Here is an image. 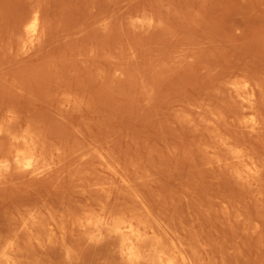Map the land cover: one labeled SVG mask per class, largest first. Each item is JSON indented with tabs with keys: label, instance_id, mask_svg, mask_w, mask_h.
<instances>
[{
	"label": "rangeland",
	"instance_id": "rangeland-1",
	"mask_svg": "<svg viewBox=\"0 0 264 264\" xmlns=\"http://www.w3.org/2000/svg\"><path fill=\"white\" fill-rule=\"evenodd\" d=\"M0 2H2L0 3V128L2 129L0 133V263H4L8 255L14 264H29L30 261L33 264L35 262L43 264L44 260L45 264H49L47 261L53 257L56 258L52 259L53 264H99L110 257L112 259L108 262L117 260L120 264L122 262L114 252L115 249L113 250L114 245L107 244L105 240L106 243L90 242L88 235L80 233L82 231L76 224L74 226L72 221H77L87 213L98 215L104 211L107 215H113L115 210L114 216L122 217L123 212V217H128L136 211L134 208L140 205L141 208H145L143 211L147 221L138 211L136 215L133 214L134 219L147 223H150L149 220L152 222L157 220V228L164 225L163 228L168 232L166 220L170 217L164 216L165 209L168 207L167 210L170 211H166V214H172L175 208L171 207L175 205L188 216L182 214V211L181 219V214L178 216L179 214L173 213V218L179 217L176 219H180V223L175 218L171 222V217V220H168L170 222L167 221L168 226L170 223V230L174 226L180 231L178 228L172 231L176 236L169 231L166 237L176 246L182 247L189 261L187 264H192L193 261L194 264L200 262L201 264L202 262H205L204 264H264V0H0ZM33 11H38L35 36H31L28 31L32 22L27 20V15L29 16ZM36 44L39 46L37 47ZM243 76L247 77V80ZM245 91L246 93L243 94ZM248 100L251 101L250 106L253 109L256 107L258 110L261 109V112L250 109L253 113L250 111V115H246L245 112L251 108L246 106ZM254 100L257 105L252 106ZM251 117L252 125L246 122V119ZM88 144L93 146L88 147ZM92 147L97 148L96 152L100 150L97 154H100L99 158L102 161L96 158V152L95 155L90 152L91 150L90 155L83 153L87 152L88 148L93 149ZM17 155L35 157L36 163L32 168L23 167L15 160ZM81 155V158H76ZM237 155L246 158L247 163L254 161L255 165L250 172L249 167L238 162ZM60 157L62 163L59 164ZM60 165L61 168L58 170ZM108 166L112 167L108 169ZM17 169L19 172H16ZM22 170L26 171L23 173ZM239 173L241 174L238 177ZM93 182L94 185L91 186ZM127 185L132 186L129 194L133 195L134 188L135 191L139 190L137 192L142 193L141 198L146 197L148 204L144 202V197L138 199L135 196L137 198L135 202L129 200L135 197H129L127 193L130 190L126 188ZM100 186L106 188V191ZM90 189L100 191V194ZM124 191L127 192L128 200ZM112 195L117 196L119 200ZM29 196L32 200H29ZM33 196L36 198L34 199ZM66 197L68 199L76 197L78 203L74 201L70 203L71 201L69 202ZM103 197L107 198L104 202ZM26 200L28 201L25 202ZM159 200L160 203L164 201L163 205ZM30 201L33 204L30 205L31 207ZM55 201L57 204H53ZM81 201L87 206V211L82 212L84 210L82 207L83 209L81 208L82 210L77 213V208L82 206V204L79 206ZM124 201L127 202V206H132L136 202L141 203L138 206L134 204L132 209L128 206L127 209ZM185 201H188V204ZM154 202L156 206L152 205ZM73 203L77 205L76 208ZM98 203L100 206H105L104 203L108 205L99 211L101 208ZM111 203L114 206H111L114 209L113 213L107 211V206L109 208ZM178 203L180 205H177ZM10 204H15L16 206L12 207L16 208L13 210L8 207L11 206ZM21 204H28L30 208L26 205L24 211L21 207L24 205ZM189 204L197 212L190 209ZM206 204L211 206V209L210 207L208 209ZM56 205L59 206V211L54 208L57 207ZM234 205L238 208L236 206L234 208ZM61 206L67 211L63 212ZM72 207L74 210L71 209ZM88 207L91 209L93 207L94 210L90 211ZM245 207L248 208V213ZM117 208L119 214H116ZM69 209L70 212L71 210L77 212L71 213L72 216L70 213L67 215ZM129 209L134 212L128 213ZM200 209H204V215L202 213L200 215L207 216V219L200 215V218L204 219L198 217L199 212H202ZM230 209L233 211L230 213L231 216L228 213ZM7 210L8 213H5L4 211ZM60 211L63 216L59 215ZM139 211H141L140 207ZM18 212L21 215L26 212L23 214L27 217L20 216ZM138 213L140 218L137 217ZM155 213L163 215V219L161 217V220ZM212 213L217 217H212ZM37 214L42 216V219ZM235 214L239 218H234ZM57 215L63 218L60 219ZM153 215L154 219L159 220H154ZM184 216L190 220L188 221L190 226L185 225L187 222ZM209 216L212 219L208 218ZM46 217L47 219L50 217L51 220L48 219L49 222H46ZM223 217L228 222L223 220ZM241 217L243 221L239 222ZM27 218L33 221V227L32 225L29 227L30 221L27 223ZM19 219H25L26 225ZM58 219L63 222L60 224ZM234 219L237 221L240 219L238 222L243 224V228L242 224L236 227L237 223ZM259 219H261L260 223ZM204 220L206 222L210 220L213 225L208 222L202 224ZM212 220L216 222L215 226ZM160 221H165V224ZM42 222L46 223V227L51 226L46 229L53 231L54 228L55 230L59 228V231H63L65 235L57 230L51 233L50 230L45 231ZM174 222L180 225H174ZM247 223L251 224V227L253 223V227L251 228ZM223 224L226 226L229 224L228 230L224 229L227 231H224L226 235L223 232L219 233V229L215 228L218 226L222 229L226 228ZM254 225L255 231H253ZM34 226L39 227L38 230ZM198 226L200 230L197 231L203 234L210 229L204 235L205 240L203 234L200 236L198 232L194 233ZM230 227H232V235L229 231ZM185 228L189 232L181 231ZM259 229L261 232L258 231ZM191 231L190 236L186 235ZM243 231L245 233H241ZM32 232L41 234L42 240L39 236L32 237L37 235ZM44 232L50 233L48 238L52 237L53 241L45 237L47 234ZM257 232L259 235L255 236ZM6 233L9 238L6 237ZM193 233L196 238L200 237L198 240L204 242L201 246ZM246 233L253 237L249 235L245 239L242 238ZM60 234L65 241L60 240ZM72 235L77 236L75 240ZM226 236H230L232 242ZM178 237H182V240H178ZM185 237H192L199 247L195 245L196 243L193 244L190 238ZM15 238L21 240L17 241ZM81 238L86 239L87 243L84 242L83 245ZM6 239L7 241H4ZM12 239L21 245L24 244V247L27 246L24 243L27 241L26 244H30V248L27 249L30 255H33L36 249H42L43 252L44 247L38 249L34 242L38 245L47 243L46 245L52 249L54 248L52 244L57 246L64 244L56 247L60 252L65 253H61L62 255L67 254V257L58 256L56 253L60 254V252H56L57 249H49L48 252L51 251L48 254H52V258L51 255L48 257L46 251L49 247L46 246L45 255L41 251H36L43 256L37 259L39 255L28 256L25 248L29 245L24 250ZM168 239L165 238L168 244L166 245L165 242V245L169 247L171 242ZM185 240L187 243L190 242L189 245L185 244ZM206 240L209 245L210 240L212 241L210 246H207ZM222 241L230 247L223 245L225 243ZM12 242L19 245L20 249ZM79 245L81 248L82 245L84 247L82 253L78 252V249L81 250ZM103 246L108 247L106 250L112 253L106 254L107 251L101 249L104 248ZM219 246H223L226 250L224 248L221 250ZM85 248L90 250L85 251ZM207 248L208 257L205 250ZM91 250L99 254L102 252L96 255ZM185 250L188 252L186 253ZM23 251L25 254L22 253ZM88 251L91 252V256L98 259L92 260L93 257L90 259ZM69 252L82 254L81 261L79 254V258L76 255L79 261L77 262L75 255L72 256ZM192 252L199 256V263L196 262L197 258H193L194 254H190ZM225 253H227L226 257H224ZM209 257L210 259H207ZM27 260L28 263L25 262ZM108 262L105 263L109 264Z\"/></svg>",
	"mask_w": 264,
	"mask_h": 264
},
{
	"label": "bare ground",
	"instance_id": "bare-ground-1",
	"mask_svg": "<svg viewBox=\"0 0 264 264\" xmlns=\"http://www.w3.org/2000/svg\"><path fill=\"white\" fill-rule=\"evenodd\" d=\"M1 1H2V0H1ZM23 1H24V0H23ZM28 2H29V1H28ZM0 3H2V2H0ZM3 3H5V2L3 1ZM25 3H26V2H24V4H25ZM37 4H38V3H37ZM4 5H5V4H4ZM4 5H3V6H4ZM25 11H26V10H25ZM29 11H30V9H29ZM26 12H27V11H26ZM37 12H38V11H33V12L29 13V16L27 15V20L32 22L31 25H30L29 28H28V31L30 32L31 36H35V34H36V32H35V30H36V29H35V24H36L35 21L38 19V13H37ZM26 14H28V13H26ZM41 14H42V12H41ZM24 16H25V15H24ZM24 16H23V17H24ZM19 18H20V17H19ZM24 18H25V17H24ZM17 19H18V18H17ZM17 19H16V20H17ZM20 19H22V18H20ZM25 19H26V18H25ZM16 20H15V21H16ZM18 20H19V19H18ZM18 20H17V21H18ZM22 20H23V19H22ZM22 20H21V21H22ZM40 21H41V20H40ZM23 23H24V22H23ZM16 25H18V22H17ZM16 25H15V27H16ZM25 25H26V23H25ZM12 29H13V28H12ZM15 29H16V28H15ZM13 30H14V29H13ZM26 30H27V29H26ZM16 31H17V30H16ZM16 31H15V33H16ZM17 33H19V32L17 31ZM10 34H11V33H10ZM20 34H21V33H20ZM26 34H27V33H26ZM15 35L17 36V34H15ZM21 35H23V34H21ZM21 35H20V36H21ZM39 35H40V34H39ZM11 37H12V35H11ZM19 38H20V37H19ZM22 38H24V37H22ZM15 40H16V39H15ZM15 40H14V41H15ZM40 41H41V40H40ZM16 42H17V41H16ZM16 42H15V44H17ZM18 42H19V41H18ZM20 43H21V42H20ZM39 43H40V42H39ZM21 44H22V43H21ZM36 45H37V44H36ZM36 45H35V46H36ZM21 46H22V45H21ZM38 46H39V45H37V47H38ZM22 47H23V46H22ZM30 47H31V46H30ZM21 49H22V48H21ZM19 51H20V50H19ZM22 52H23V51H22ZM20 53H21V52H20ZM241 77H242V76H241ZM243 77H244V76H243ZM244 78H245V77H244ZM246 78H247V77H246ZM246 78H245V80H247ZM238 80H239V78H238ZM238 80H237V81H238ZM240 82H241V81H240ZM233 83H234V82H233ZM242 84H243V83H242ZM246 84H247V83H246ZM233 87H234V86H233ZM237 88H238V87H237ZM245 88H246L245 90H247V87H246V86H245ZM253 89H254V88H253ZM240 91H241V90H240ZM234 92H235V90H234ZM237 92H238V91H237ZM235 93H236V92H235ZM239 93H240V92H239ZM244 93H246V91L243 92V94H244ZM247 93H248V92H247ZM236 95H237V93H236ZM252 95H253V94H252ZM255 95H256V94H255ZM247 96H248V95H247ZM239 97H240V96H239ZM237 98H238V97H237ZM256 98H257V96H256ZM239 99H240V98H239ZM249 99H251V98H249ZM245 100H246V99H245ZM241 102H242V101H241ZM244 102H245V101H243V104H244ZM246 102H247V105H246V104H244V105L248 106V108L251 107V106H250V105H251V103H250L251 101L248 100V101H246ZM254 102H255V103H254L252 106H255L256 101L254 100ZM243 104H242V105H243ZM244 105H243V106H244ZM256 105H257V104H256ZM246 106H245V108H246ZM259 107H260V106H259ZM254 108H255V109H253V107L249 108V110H247V111L245 112V114H246V115H250V113L252 112L251 110H256L257 112H258V111L261 112V109L258 110L256 107H254ZM8 109H9V108H8ZM243 109H244V108H243ZM246 109H247V108H246ZM250 109H251V110H250ZM241 110H242V109H241ZM250 111H251V112H250ZM240 112H241V111H240ZM14 113H15V112H14ZM252 113H253V112H252ZM17 114H18V113H17ZM243 114H244V113H243ZM254 114H255V112H254ZM258 114H259V113H258ZM260 114H261V113H260ZM255 115H256V114H255ZM16 116H17V115H16ZM241 116H242V114H241ZM257 116H258V115H257ZM15 118H17V117H15ZM245 118H246V116H245ZM254 119H255V118H254ZM256 119H258V118L256 117ZM15 120H16V119H15ZM5 121H6V120H5ZM13 122H14V121H13ZM246 122H249V123L252 125V123H253V118L251 117V118H249V119H246ZM255 125H256V124H255ZM253 126H254V125H253ZM12 128H13V127H12ZM26 128L29 129V127H26ZM31 128H32V127H31ZM13 129H14V128H13ZM28 129H27V130H28ZM8 130H9V129H8ZM30 131H31V130H30ZM1 132H2V129L0 128V133H1ZM32 132H33V131H32ZM0 135H1V134H0ZM5 135H6V134H4V136H5ZM35 135H36V134H35ZM33 136H34V135H33ZM37 142H38V141H37ZM40 143H42V142L40 141ZM22 144H23V143H22ZM18 145H20V144H18ZM30 145H31V144H30ZM89 145H90V144H88V147L93 146V144L90 145V146H89ZM24 146H25V145H24ZM86 146H87V145H86ZM95 146H96V145H95ZM92 148H93L94 150L88 148L89 150L87 149V152H83V153H87V155H88V154H89V151L91 150L90 152H93V154H94V153L96 152L95 150H97V148H96V147H92ZM23 149H24V148H23ZM42 149H45V148L42 147ZM42 149H41V150H42ZM25 150H28V149H25ZM59 150H60V148H59ZM92 150H93V151H92ZM79 151H80V150H79ZM82 151H83V150H82ZM82 151H81V152H82ZM85 151H86V150H85ZM55 152H56V151H55ZM77 152H78V151H77ZM98 152H100V150H99ZM98 152H96L95 154H97ZM41 153H42V151H41ZM56 153H58V152H56ZM44 154H45V151H44ZM49 154H51V153H49ZM71 154H72V153H71ZM71 154H70V155H71ZM93 154H92V155H93ZM95 154H94V155H95ZM22 155H23V154H22ZM56 155H57V154H56ZM76 155H77V154H76ZM85 155H86V154H85ZM85 155L83 154V156H85ZM89 155H90V154H89ZM102 155H103V154H102ZM58 156H60L59 153H58ZM58 156H55V157H58ZM68 156H69V155H68ZM95 156H97L96 158L98 159L99 156H100V154H97V155H95ZM48 157H49V156H48ZM61 157H62V156H61ZM61 157L58 158V159H59V164L62 163V162H61V161H62V158H61ZM73 157H75V156H73ZM81 157H82V155H81V156H77L76 158H81ZM91 157H92V156H91ZM3 158H5V157H3ZM87 158H88V157H87ZM5 159H6V158H5ZM60 159H61V161H60ZM84 159H85V158H84ZM99 159H100V158H99ZM237 159H239V160H238L239 163H241L242 165L244 164L245 166L249 167V168H248L249 172H250V170L253 169V166L255 165L254 161H251V163H247L248 160H247L246 158H244L242 155H237ZM15 160L17 161V163L21 164L23 167H26V168H32L33 165L36 163V159H35V157H32V156H28V157L23 156V157H20V156L17 155V158H16ZM50 160H53V159H50ZM50 160H49V161H50ZM100 160H101V159H100ZM96 161H97V160H96ZM101 161H102V160H101ZM52 162H53V161H52ZM7 163H8V162H7ZM57 163H58V161L56 162V164H57ZM85 163H86V162H85ZM99 164H100V163H99ZM47 165H48V164H47ZM107 165H108V163H107ZM109 165H110V164H109ZM54 166H55V165H54ZM57 166H58V165H57ZM15 167H16V166H15ZM108 167H109V166H108ZM111 167H112V166H110L108 169H110ZM2 168H3V167H2ZM60 168H61V165L59 166L58 170H59ZM102 168H104V167H102ZM245 168H246V167H245ZM11 169H13V168H11ZM246 169H247V168H246ZM7 170H8V168H7ZM91 170H92V169H91ZM103 170H105V169H103ZM106 170H107V169H106ZM4 171H5V170H4ZM25 171H26V170H25ZM25 171L22 170L23 173H24ZM93 171H94V170H93ZM114 171H115V170H114ZM114 171H113V172H114ZM239 171H240V170H239ZM243 171H244V170H243ZM7 172H9V170H8ZM10 172H11V171H10ZM16 172H19L18 169H17ZM36 172H37V171H36ZM41 172H42V171H41ZM53 172H54V171H53ZM115 172H116V171H115ZM245 172H246V171H245ZM255 172H256V170L253 171L252 173L254 174ZM0 173H1V172H0ZM4 173H5V172H4ZM27 173H28V172H27ZM237 173H238V171H237ZM7 174H8V173H7ZM9 174H10V173H9ZM25 174H26V173H25ZM240 174H241V173L238 174V177H239ZM249 174H251V173H249ZM31 175H32V174H31ZM115 175H116V174H115ZM245 175L247 176V173H246ZM256 175H258V173H256ZM32 176H33V175H32ZM34 176H35V175H34ZM34 176H33V177H34ZM254 176H255V175H254ZM36 177H37V176H36ZM84 178H85V177H84ZM246 178H247V177H246ZM80 180L83 181L82 179H80ZM126 180H127V179H126ZM127 181H128V180H127ZM127 181H126V182H127ZM94 182H95V181H94ZM94 182L91 184V186L94 185ZM126 182H124V183H126ZM99 183L101 184V182H99ZM102 183H103V182H102ZM122 183H123V182H122ZM89 184H90V183H89ZM95 184H97V181H96ZM86 185H87V184H86ZM101 185H102V184H101ZM128 185H129V184H128ZM128 185H127V186H128ZM81 186H83V185H81ZM89 186H90V185H89ZM91 186H90V188H91ZM130 186H131V185H130ZM85 187H86V186H85ZM100 188H101V189L103 188L102 190H103V191H104V190L106 191V188L104 189V187H102V186H100ZM100 188H99V189H100ZM126 188H129V190H130V189H132V186H131V187L128 186V187H126ZM87 189H88V188H87ZM95 189H97V188H95ZM101 189H100V191H101V193H102L103 191H102ZM90 190L95 191L94 189H90ZM90 190H89V191H90ZM124 190L127 191L126 189H124ZM136 190H137V189H136ZM87 191H88V190H86V192H87ZM100 191H97V190H96L95 192H98V193L100 194ZM125 191H124V192H125ZM137 191H139V190H137ZM137 191H135V188H134L133 193H132L134 196L131 195V194H129V193L131 192V190L128 191V193L125 192V195L128 194V195H130L129 197H132V198H134V197L136 196L138 199H140L141 196H142V193H138ZM92 193H93V192H92ZM114 193H115V192H114ZM118 193H119V192H118ZM126 193H127V194H126ZM80 194H81V193H80ZM85 194H86V193H85ZM89 194L91 195V192H90ZM89 194H88V195H89ZM99 194H98V196H99ZM102 194L105 196L104 193H102ZM137 194H139V195L141 194V195H140V196H137ZM81 195H82V197H83V194H81ZM103 195H102V196H103ZM117 195H118V194H117ZM119 195H121V194H119ZM119 195H118V196H119ZM128 195L126 196V199H127V200H128V198H129ZM30 196H32V195H30ZM30 196L28 197L29 200L31 199ZM112 196L114 197L115 195H112ZM211 196H212V194H211ZM60 197H63V196H60ZM60 197H59V198H60ZM87 197H88V196H87ZM90 197H92V196H90ZM90 197H89V198H90ZM120 197H121V196H120ZM124 197H125V196H124ZM136 197H135L134 199H129V200H132L133 202H135L134 200L137 199ZM143 197H144V200H145L144 202H146V200H147V199H145L146 197H145V196H143ZM143 197H142L141 199H143ZM28 198H26V199H28ZM33 198H34V196H33ZM35 198H36V197H35ZM35 198H34V199H35ZM99 198H100V197H99ZM99 198H98V199H99ZM103 198H104V197H103ZM114 198H117V196L114 197ZM37 199H38V198H37ZM66 199H68V198L66 197ZM73 199H74V200H73ZM73 199H72L71 197H69L68 200H69V202L71 201L70 203H72V201L77 202V200H75L76 197L73 198ZM106 199H107V198H104L103 202H104ZM117 199L119 200V198H117ZM149 199H150V198H149ZM160 199H161V198H160ZM24 200H25V199H23V201H24ZM31 200H32V199H31ZM38 200H41V199H38ZM48 200H49V199H48ZM55 200H56V199H55ZM78 200H79V199H78ZM80 200H81V199H80ZM80 200H79V201H80ZM99 200H100V199H99ZM153 200H154V199H152V202H153ZM155 200H156V202H157V201H158V198L155 199ZM162 200H163V199H162ZM210 200H211V199H210ZM232 200H233V199H232ZM23 201H22V202H23ZM27 201H28V200H26L25 202H27ZM35 201H36V200H35ZM52 201H53V200H52ZM57 201H58V199H57ZM61 201H62V200H61ZM91 201H92V200H91ZM121 201H122V199H121ZM132 201H130V202H132ZM136 201H137V200H136ZM140 201H143V200H140ZM207 201H208V200H207ZM228 201H229V200H228ZM16 202H17V201H16ZM30 202H31V204H29V206H30V205L32 206V205H33V204H32V201H30ZM59 202H60V200H59ZM66 202H67V201H66ZM86 202H87V201H86ZM95 202H96V201H95ZM107 202H108V201H107ZM117 202H119V201H117ZM117 202H113V204H114V203L118 204ZM133 202H132V203H133ZM156 202L152 203V205H153V206H156V205H154ZM163 202H164V201H162V203H163ZM185 202H186V201H185ZM187 202H188V201H187ZM187 202H186V204H188ZM208 202H209V201H208ZM230 202H232V201H230ZM18 203H19V201H18ZM28 203H29V202H28ZM40 203H41V202H40ZM77 203H78V202H77ZM82 203H83V202L81 201V202L79 203V206H80V204H82ZM108 203H109V202H108ZM108 203H104V205H105V204L108 205ZM123 203L127 206V204H126L127 202L125 203V201H124ZM137 203H138V204H137ZM139 203H141V202H136V203H134L135 205H134V204H133V205H134V206H138ZM146 203L148 204V202H146ZM159 203H160V200H159ZM159 203H158V204H159ZM162 203H160V204H162ZM226 203H227V202H226ZM233 203H234V201H233ZM233 203H231V205H232ZM53 204H57L56 201H55ZM65 204H66V203H65ZM73 204H74V203H73ZM113 204L111 203V205L109 206V208H108V206H107V209H108L107 211H108V212H109V211H110V212L114 211V209H112V207H114V206H112ZM116 204H115V205H116ZM128 204H129V203H128ZM136 204H137V205H136ZM142 204H143V203H142ZM142 204H141V205H142ZM229 204H230V203H229ZM229 204H228V205H229ZM235 204L237 205V202H236V201H235ZM242 204H243V203H242ZM242 204H240V205L242 206ZM10 205H11V204H10ZM13 205H15V204H12L11 206H8V207H10V208H12V209L14 210V208H16V207L13 208V207H12ZM21 205H24V207L21 206V207L24 209V211L26 210V208H25L26 205H27V207H29L28 204H21ZM37 205H38V204H37ZM44 205H45V204H44ZM68 205H69V204H68ZM83 205H84V206H83ZM102 205H103V203H102ZM106 205H105V206H106ZM120 205H121V204H120ZM133 205H132V206H133ZM162 205H163V204H162ZM177 205H180V204L178 203ZM189 205H190V204H189ZM189 205H187V207H188ZM207 205H208V204H206V206H207ZM236 205H234L233 207L235 208ZM15 206H16V205H15ZM31 206H30V207H31ZM46 206H47V205H46ZM54 206H55V205H54ZM56 206H57V205H56ZM72 206H73V205H72ZM93 206H95V205H93ZM98 206H100L99 203H98ZM105 206H100L101 210L99 209V211H102V207H105ZM111 206H112V207H111ZM128 206H129V208L132 209V206H131V205H128ZM128 206H127V209H128ZM130 206H131V207H130ZM143 206H144V205H143ZM157 206H158V205H157ZM183 206H184V204H183ZM241 206H240V207H241ZM245 206H246V205H245ZM30 207H29V208H30ZM34 207H35V206H34ZM57 207H58V208H57ZM57 207H54V208H56L57 211H59V206H57ZM74 207L76 208L77 205L75 206V204H74ZM82 207H84V210H83L82 212L87 211V206H86L85 204H82V206H80V208H77V209H78V210H77L78 212H77L76 210H75V212L79 213V211H81V210L83 209ZM85 207H86V209H85ZM95 207H96V206H95ZM121 207H122V206H121ZM139 207H140V210H141V211H139ZM158 207H159V206H158ZM158 207H157V208H158ZM173 207H174L175 209L172 210V214L175 213V214H177V215L179 214L178 216H180V214H181V212H182L183 210L180 211L181 208H180V209H179V208H176L177 206H175V205H172L171 208H173ZM207 207H208V209H209V207H210V209H211V206H207ZM228 207H229V206H228ZM236 207L238 208V206H236ZM35 208H36V207H35ZM51 208H53V207H51ZM61 208H62V206H61ZM81 208H82V209H81ZM88 208H90V207H88ZM97 208H99V207H97ZM137 208H138V209H137ZM137 208H136V209L134 208V211L136 210L135 212H134L133 210L129 209V210H128V213L131 214L132 212H134L135 215H136V213H137V211H138V212H140V216H143V215H144L143 217H145V215H146V214L144 213L145 208L142 207V208H143V209H142L140 205H139ZM159 208L161 209L162 207H159ZM159 208H158V209H159ZM164 208H166V206H164ZM189 208L192 209V208H191V205L189 206ZM234 208H233V210H234ZM245 208H247V207H245ZM12 209H11V210H12ZM32 209H33V208H32ZM44 209H45V208H44ZM56 209H55V210H56ZM65 209H66V208H65ZM71 209L74 210L73 207H72ZM90 209H91V208H90ZM90 209H88V211H89ZM92 209H93V207H92ZM92 209H91L90 211H93V210H94V209H93V210H92ZM110 209H112V210H110ZM115 209H116V208H115ZM117 209H118V211H117L116 214H119V213H118V212H119V208H117ZM167 209H168V207H167ZM167 209H165V210H166V211H169V210H167ZM177 209H178V210H177ZM9 210H10V209H9ZM18 210H19V209H18ZM18 210H16V212H17ZM33 210H34V209H33ZM39 210H40V209H39ZM60 210H61V209H60ZM62 210H64V209L62 208ZM72 210H71V212H70V209H69V212L67 213V215H68L69 213H70V214H71V213H75L74 211L72 212ZM130 210H131V212H130ZM143 210H144V211H143ZM146 210H148V209H146ZM162 210H163V209H162ZM165 210H164V211H165ZM192 210H194L195 212H197V210H195V208H193ZM200 210H202V212H201V211L199 212V214H198V217H199V218H200V216L202 217V216L204 215V214H203V210H204V209H200ZM230 210H231V209H230ZM230 210H229V212H228V213H229V216L232 215V214H230V213H233V211L231 210V212H230ZM239 210H240V209H239ZM244 210H245V209H244ZM244 210H242V211H244ZM247 210H248V208L245 210L246 213H248ZM28 211H29V210H28ZM36 211H37V210H36ZM45 211H46V210H45ZM65 211H67V210H64L63 212H65ZM90 211H89V212H90ZM115 211H116V210H115ZM115 211H114V213H115ZM154 211L156 212V210H154ZM164 211H161V212L164 213ZM166 211H165V213H164V216H165V217L168 216V218L170 217L168 220H171V217H172L171 222L174 221L176 218H179V217L176 216V217H174V218H175V219H174V218H173V215H174V214H173V215H172L171 213H167V214H166ZM174 211H176L177 213L174 212ZM245 211H244V212H245ZM4 212H5V213H8V210H7V212H6V211H4ZM9 212H10V211H9ZM16 212H15V213H16ZM20 212H21V211H20ZM20 212H18V214H19ZM49 212H51V211H49ZM54 212H55V211H54ZM61 212H62V211H60V214H59V215L63 216L64 214L62 213V214H63V215H62ZM141 212H143V213H141ZM169 212H170V211H169ZM178 212H179V213H178ZM195 212H193V213H195ZM207 212H208V211H207ZM224 212H225V210H224ZM224 212H223V213H224ZM234 212H235V210H234ZM244 212H243V213H244ZM11 213H12V212H11ZM23 213H26V212H23ZM23 213H22L23 216L21 215V213H20V216L24 217L25 215H24ZM32 213H33V212H32ZM35 213H36V212H35ZM37 213H38V211H37ZM85 213H87V212H85ZM96 213H97V212H96ZM112 213H113V212H112ZM114 213H113V215H112V214H111V215H107L104 211L101 212V213H99L98 215H92V214H88V213H87V214H85L83 217L79 218L77 221H72V220H71V221H72V224H73V225L76 224V226H78V228L82 231V232H80V233H83V234H87V235H88L87 238H89V239L91 240V241H90V240L88 239V241H90V242H93V241H94V242H102V243H106V242H108L107 244L110 243L111 246L114 245V248H113V250L115 249L114 252L118 254L117 257H119L120 260H121V262L124 263V264H187V263H189L188 258L185 256L182 247L180 248V247L176 246V244H174L173 242H171V239H170V238L168 239V237H166V236H167V233H168L169 231H170V233H171L172 231H174V229H177V228H178V227L176 228V227H174V226L172 225V226H173V229L170 230L171 228H169V227H171V226H170V223H169V226H168V223H167L168 220H166V224H167L166 226H167V228H168V230H169V231L167 232L166 229L163 228V227H165L164 225H163V227H162V226H159V228H157V227H158L157 224H156V223H157V220H156L155 222H152L151 220H149L150 223H147V222H146V221H147V219H146L147 216L145 217L146 221H142V220H139V219H134V217H135V215L133 216L134 213L131 214V215H129L128 217H123V216H124L123 212H122V217H119L118 215H117V217H116V216H114ZM147 213H148V212H147ZM157 213H159V212H157ZM157 213H155V214L157 215ZM184 213H185V212L183 211L182 214H184ZM193 213H192V214H193ZM200 213H202L203 215H200ZM208 213L210 214V210H209ZM208 213H207V214H208ZM228 213H225V214L227 215ZM235 213H236V212H235ZM238 213H239V212H238ZM246 213H245V215H247ZM41 214H42V213H41ZM50 214H52V212H51ZM56 214H57V213H56ZM70 214H69V215H70ZM108 214H109V213H108ZM116 214H115V215H116ZM141 214H143V215H141ZM149 214H150V213H149ZM149 214H147V215H149ZM160 214H161V213H160ZM165 214H166V215H165ZM168 214H169V215H168ZM182 214H181V219H182ZM185 214H186V213H185ZM189 214H190V213H189ZM213 214H215V213H212V217H217L216 215L213 216ZM3 215H4V214H3ZM11 215H12V214H11ZM16 215H17V214H16ZM34 215H35V214H34ZM37 215H38V214H37ZM42 215H44V214H42ZM47 215H48V214H47ZM52 215H53V214H52ZM76 215H77V214H76ZM170 215H172V216H170ZM199 215H200V216H199ZM205 215H206V214H205ZM235 215H236V214H235ZM235 215H234V216H235ZM238 215H239V214H238ZM6 216H7V215H6ZM8 216H10V215H8ZM18 216H19V215H18ZM20 216H19V218H21ZM30 216H31V214H30ZM30 216H28V217H30ZM35 216H36V215H35ZM57 216H58V215H57ZM57 216H56V218H57ZM61 216H58V218H60V219L63 218V217H61ZM70 216H72V214H71ZM79 216H80V215H79ZM79 216H78V217H79ZM132 216H133V218H131ZM140 216H139V213H138V216H137V217L140 218ZM157 216L160 217V219H161V217H162V219H163V215L160 216V215L158 214ZM157 216H155V217H157ZM186 216H188V214H186ZM189 216H191V215H189ZM195 216H196V215H195ZM248 216H249V215H248ZM248 216H247V218H248ZM4 217H5V216H4ZM26 217H27V216H25V218H26ZM38 217H40V216L38 215ZM41 217H42V216H41ZM41 217H40V218H41ZM44 217H45V216H44ZM52 217H54V215H53ZM68 217H69V216H68ZM73 217H74V215H73ZM150 217H151V216H150ZM184 217H185V216H184ZM203 217L206 218L207 216H203ZM212 217L209 216L208 218H211V219H212ZM236 217L239 218V216H237V215H236L234 218H236ZM9 218H11V216H10ZM9 218H8V219H9ZM33 218H34V217H33ZM36 218H37V217H36ZM49 218H50V217H48V219H49ZM66 218H67V216H66ZM69 218L71 219V217H69ZM152 218L154 219V215H153ZM152 218H151V219H152ZM185 218H186V217H185ZM189 218H190V217H189ZM194 218H196V217H194ZM204 218H202V219H204ZM228 218H229V217H228ZM231 218H233V217H231ZM241 218H242L241 220L239 219L240 221L238 220L239 222L243 221V217H241ZM247 218H246V219H247ZM250 218H254V219H255V217H250ZM250 218H249V220H251ZM41 219H42V218H41ZM44 219H45V218H44ZM46 219H47V217H46ZM46 219H45L46 222H49V220H51V219H49V220H48V219L46 220ZM60 219H58V220H60ZM155 219H158V218H155ZM155 219H154V220H155ZM162 219H161V220H162ZM166 219H167V218H166ZM173 219H174V220H173ZM183 219H184V218H183ZM200 219H201V218H200ZM202 219H201V220H202ZM206 219H207V218H206ZM214 219H215V218H214ZM216 219H217V218H216ZM246 219H244V220L246 221ZM10 220H11V219H10ZM19 220H22V219H19ZM30 220H31V219H30ZM30 220H28V218H27V219H26L27 223H28V221H30ZM32 220H33V219H32ZM56 220H57V219H56ZM158 220H159V219H158ZM164 220H165V218H164ZM176 220H178L177 222L180 223V219H176ZM217 220H218V219H217ZM223 220H225L224 217H223ZM231 220L233 221V219H231ZM247 220H248V219H247ZM257 220H258V218H257ZM260 220H261V219H259V223H260ZM11 221L14 223L13 220H11ZM11 221H9V222H11ZM22 221H23V223H25V225H26V221H25V219L22 220ZM24 221H25V222H24ZM37 221H41V220H37ZM149 221H148V222H149ZM185 221L187 222V224H185V225H189L188 221L190 222V220H188V217L185 219ZM185 221H184V222H185ZM192 221H193V220L191 219V223H192ZM212 221H213V223H214V220H212ZM215 221H216V220H215ZM225 221H226V220H225ZM234 221H235V223H237L236 227H238V225H239L240 223H239L237 220H235V219H234ZM18 222H19V224H20V221H18ZM30 222H32V224H30ZM30 222L28 223V224H29V227H31V225H32V227H33V221H30ZM43 222H44V221H43ZM43 222H42V225H43V227L45 226V227H44V230H45V231L50 230V229H46V228H47V227L50 228L51 226L48 225V226L46 227V223H44V224H45V225H44ZM51 222H52V221H51ZM51 222H50V223H51ZM57 222H58V221H57ZM61 222H63V221L60 220V224H61ZM64 222H65V220H64ZM151 222H152L153 224H151ZM162 222L165 224V221H160V223H162ZM168 222H170V221H168ZM207 222H208V220H207ZM207 222L204 220V221L202 222V224H205V223L207 224ZM226 222H228V221H226ZM247 222L249 223V221H247ZM13 223H12V224H13ZM38 223H39V222H38ZM38 223H36V224H38ZM52 223H53V222H52ZM65 223H66V222H65ZM154 223H155V224H154ZM194 223H197V222L194 221ZM194 223H193V225H192V224H191V225L194 226ZM208 223H211V221L209 220ZM224 223H225V222H224ZM248 223H247V225H249ZM250 223H251V222H250ZM5 224H6V223H5ZM5 224H4V226H5ZM8 224H9V223H8ZM12 224H11V226H12ZM17 224H18V223H17ZM28 224H27V225H28ZM48 224H49V223H48ZM53 224H54V223H53ZM60 224H59V225H60ZM63 224H64V223H63ZM63 224H62V225H63ZM183 224H184V223H183ZM215 224H216V222L214 223V226H215ZM217 224H218V223H217ZM241 224H242V223H241ZM241 224H240V225H241ZM256 224H257V223H256ZM21 225H22V224H21ZM40 225H41V224H40ZM42 225H41V226H42ZM56 225H57V224H56ZM154 225H156V226H154ZM158 225H159V224H158ZM161 225H162V224H161ZM174 225H177V223L175 224V222H174ZM179 225H180V224H178L177 226H179ZM185 225H183V226L186 227ZM196 225H197V224H196ZM211 225H213V224L211 223ZM220 225H221V224H220ZM223 225H224L226 228L223 227V229H222V227H220V226H218V225H216V226H218V227H215V228H216V229H217V228L219 229V230L217 229L219 233L223 232V233L226 235L225 232H227V231H225V230H228L227 227H229V226H228L229 224H228L227 226H226L225 224H223ZM223 225H222V226H223ZM257 225H258V224H257ZM6 226H7V225H6ZM13 226L15 227L16 225L13 224ZM23 226H24V225H23ZM57 226H58V225H57ZM57 226H56V227H57ZM74 226H75V225H74ZM74 226H73V227H74ZM189 226H190V225H189ZM192 226H191V230H192ZM202 226H203V228H204V225H202ZM206 226L208 227V225H206ZM241 226H242V228H243V224H242ZM249 226L251 227V224H250ZM259 226H260V224H259ZM259 226H257V227H258V228L262 227V226H260V227H259ZM16 227H17V226H16ZM29 227H28V228H29ZM34 227H35V226H34ZM54 227H55V226H54ZM61 227H62V226H61ZM64 227H66V224H64ZM64 227H63V228H64ZM69 227L71 228V225H69ZM187 227H188V226H187ZM200 227H201V226H200ZM247 227H248V226H247ZM252 227H253V223H252ZM252 227H251V228H252ZM5 228H6V227H5ZM22 228H23V231H24V227H22ZM26 228H27V226H26ZM28 228H27V229H28ZM35 228L37 229V228H39V227H35ZM66 228H67V227H66ZM74 228H75V227H74ZM181 228H183V227L181 226ZM198 228H199V226L197 227V229H196V227H195L196 231H194L195 229L193 228V229H194L193 231H194V233H195V232H198L199 234H198V233H197V234L200 235V236H202L201 234H203V233H200V231H197V230H200V229H198ZM234 228H235V227H234ZM239 228H240V227H239ZM242 228H241V229H242ZM7 229H8V227H7ZM17 229H18V228H17ZM17 229H15V231H17ZM29 229H30V228H29ZM29 229H28V231H29ZM64 229H65V228H64ZM71 229H72V228H71ZM71 229H69V231H70ZM178 229H179V228H178ZM187 229H188V228H187ZM224 229H225V230H224ZM231 229H232V227H230V229H229L230 232H231ZM237 229H238V228H237ZM237 229H236V231H237ZM248 229H250V228H248ZM248 229H247V230H248ZM4 230H5V229H4ZM4 230H3V231H4ZM37 230H38V229H37ZM40 230H41V228H40ZM40 230H39V232H41ZM54 230H55V228H54ZM54 230H53V231H54ZM56 230H57V232H58L60 229L57 228ZM56 230H55V231H56ZM67 230H68V229H67ZM72 230H73V229H72ZM206 230H207V229H206ZM209 230H210V229H209ZM209 230H208V231H209ZM214 230H215V229H214ZM220 230H222V231H220ZM242 230H243V229H242ZM250 230H251V229H250ZM256 230H257V228H256ZM1 231H2V230H1ZM13 231H14V230H13ZM15 231H14V232H15ZM20 231H21V230H20ZM23 231H22V232H23ZM35 231H36V230H35ZM51 231H52V230H50V233H51ZM53 231H52V232H53ZM179 231H180V229H179ZM179 231H178V233H179ZM181 231L184 232V231H188V230H186V228H185V230H181ZM208 231L205 232V229H204V232H205L206 234L208 233ZM224 231H225V232H224ZM239 231H241V230H239ZM248 231H249V230H248ZM248 231H247V232H248ZM253 231H255V225H254V230H253ZM258 231H260V229H259ZM261 231H262V228H261ZM261 231H260V232H261ZM7 232H8V231H7ZM29 232H31V231H29ZM36 232L38 233V231H36ZM36 232H34V233L37 234ZM42 232H43V230H42ZM48 232H49V231H48ZM59 232H63V231H59ZM67 232H68V231H67ZM70 232H71V231H70ZM73 232H74V231H73ZM175 232H176V230H175ZM188 232H189V231H188ZM202 232H203V231H202ZM210 232H212V231H210ZM210 232H209V233H210ZM230 232H228V233H230ZM1 233H2V232H1ZM23 233L25 234V232H23ZM32 233H33V232H32ZM34 233H33V234H34ZM44 233L47 234V236H46L45 234H43V238H45V237L48 238V235H49L50 233H47V232H44ZM191 233H192V231H191L190 233H187V234L185 233V234H186V235L189 234V236H190ZM194 233H193V236H195ZM223 233H222V234H223ZM232 233H233V231H232L230 234L232 235ZM237 233H238V231L236 232V236L238 237ZM241 233H245V232L243 231V232H241ZM250 233H251V232H250ZM254 233H255V232H254ZM4 234H5V233L3 232V235H4ZM11 234H12V233H11ZM18 234H20V233L18 232ZM62 234H63V236L65 235L64 232H63ZM83 234H82V236H83ZM172 234H174V233L172 232ZM176 234H177V233H176ZM195 234H196V233H195ZM206 234H203V238L205 237L204 235H206ZM210 234H211V233H210ZM210 234H209V236H210ZM251 234L253 235V233H251ZM251 234H249V235H251ZM6 235H7V233H6ZM13 235H14V233H13ZM21 235H22V234H21ZM29 235H30V234H29ZM31 235H32V234H31ZM44 235H45V237H44ZM57 235H58V234H57ZM60 235H61V234H60ZM78 235L80 236V234H78ZM87 235H86V236H87ZM174 235H175V234H174ZM174 235H171V236H174ZM198 235H197V236H198ZM214 235H215V234H214ZM234 235H235V234H234ZM249 235H247V233H246V235H242V236H244V237H242V238L245 239L246 236L249 237ZM252 235H251V236H252ZM257 235H259L258 232H257V234H256L255 236H257ZM15 236H16V235H15ZM15 236H13V238H14ZM25 236H26V235H25ZM35 236H37V237L39 236V237H40L41 234L32 235V237H35ZM49 236H50V235H49ZM175 236H176V235H175ZM175 236H174V237H175ZM177 236H178V234H177ZM181 236H183V235H181ZM191 236H192V235H191ZM193 236H192V237H193ZM217 236H219V235H217ZM221 236H222V235H221ZM253 236H254V235H253ZM253 236H252V237H253ZM1 237H3V236H1ZM6 237H8V235H7ZM41 237H42V236H41ZM41 237H40V239H41ZM72 237H73V239H74V238H76L77 236L74 237V235H72ZM192 237H191V238L188 237V238L191 239V240L189 239L190 241H193V240H192ZM211 237H212V236H210V238H211ZM227 237L230 239V236H226V238H227ZM231 237H232V236H231ZM8 238H9V237H8ZM26 238H27V236H26ZM26 238H25V239H26ZM49 238L51 239V241H53V240H52V237H49ZM49 238H48V239H49ZM57 238H58V237H57ZM59 238H60V236H59ZM79 238H80V237H79ZM79 238H77V239H79ZM165 238H167V239L170 240V242H171V245H170V243H169V247L166 246V245H168V244H167V242L165 241ZM178 238H179L178 240H182V239H181L182 237H181V238L178 237ZM185 238H187V237H185ZM185 238H184V239H185ZM188 238H187V239H188ZM195 238H196V236H195ZM195 238H194V240L197 239L198 242L200 241V240H198L200 237H199V238H196V239H195ZM201 238H202V237H201ZM217 238H218V237H217ZM219 238H220V237H219ZM219 238H218V239H219ZM15 239H16V238H15ZM15 239H12V240L15 241ZM33 239H34V238H33ZM33 239H32V240H33ZM40 239H39V241H40V243H41V240H42V239H41V240H40ZM77 239H76V241H77ZM81 239H82V238H81ZM81 239H80V240H81ZM220 239H221V238H220ZM16 240L19 241V240H21V239H16ZM26 240H27V239H26ZM44 240H47V239H44ZM44 240H43V241H44ZM60 240H61V241H63V240L65 241L64 238H63V240H62V235H61V239H60ZM60 240H58V241H60ZM74 240H75V239H74ZM82 240H83V241H82V244H83L84 242H85V244L87 243V240H86V239H82ZM84 240H85V241H84ZM104 240H105L106 242H105ZM107 240H108V241H107ZM168 240H167V241H168ZM176 240H177V239H176ZM189 240H188V242H189ZM202 240H203V239H202ZM204 240H205V238H204ZM207 240H209V239H207ZM207 240H206L205 243H208V244H207V246H208V245H209V242H208ZM212 240H213V238H212ZM4 241H7V239L4 240ZM4 241H3V242H4ZM51 241H48V242H51ZM68 241H69V240H68ZM103 241H104V242H103ZM197 241H195V242L193 241V242H194L193 244L196 243L195 245H197V247H199V244H197ZM218 241H219V240H218ZM220 241H221V240H220ZM228 241H229V240H228ZM230 241H231V239H230ZM3 242H2V244H3ZM15 242H16V241H15ZM15 242H12V243L16 244L17 242H16V243H15ZM26 242H27V241H26ZM26 242H24L25 245H27V246L29 245L28 247L25 246V247H27V248H25V247L23 246L24 244H23V245H21V243H20V244L17 243V244L21 245L22 247H21V246H20V247H21L22 249L25 248L26 251H28L27 249L30 248V244H26ZM36 242H37V241H36ZM46 242H47V241H46ZM55 242H56V240L54 241V243H55ZM66 242H67V241H66ZM73 242H74V241H73ZM78 242H79V240H78ZM90 242H89V243H90ZM165 242H166V245H165ZM179 242H180V241H179ZM185 242H186V243H185L186 245H187V244L189 245V243H190V242L187 243V240H185ZM202 242H203V241H202ZM202 242L200 241V246H201ZM211 242H212V241L210 240V245H211ZM222 242H223V241H222ZM231 242H232V241H231ZM7 243H8V242H7ZM10 243H11V242H10ZM28 243H29V242H28ZM44 243H45V241H44ZM57 243H59V242H57ZM76 243H77V242H76ZM102 243H101V244H102ZM191 243H192V242H191ZM203 243H204V242H203ZM219 243L221 244V242H219ZM219 243H218V244H219ZM223 243H225V242H223ZM17 244H16V245H17ZM34 244H35V246L37 245L36 248H38V249H40V248L43 246V247H44V248L42 247V248H43V252L41 251L42 249H41V250H37L35 247H33V248L36 249V251H41V252L45 255L44 251H46V250H44V249H47L46 246L49 247L48 245H46L47 243H45V244H43V245H42V243H41L40 245H38V243L36 244V243L34 242ZM34 244H33V246H34ZM77 244H78V243H77ZM77 244H74V246L77 245ZM79 244H81V243H79ZM101 244H100V245H101ZM185 244H184V245H185ZM220 244H219V245H220ZM19 245H17L18 248H19ZM44 245H45V246H44ZM52 245L54 246L53 249H57L58 246H60V245L63 246L64 244H60V245L58 244V246H57V245H54V244H52ZM52 245H51V246H52ZM65 245H66V244H65ZM83 245H84V244H83ZM83 245H82V248H81V246L79 245V248H81V250L78 249V252H79V253H80V251H81V253H82V250L84 249ZM90 245H91V243H90ZM105 245H106V244H105ZM210 245H209V246H210ZM212 245H213V244H212ZM223 245H227V243H225V244H223ZM31 246H32V245H31ZM39 246H40V247H39ZM56 246H57V247H56ZM70 246H72V245H70ZM87 246H88V245H87ZM190 246H192V244H191ZM227 246L230 247V245H227ZM15 247H16V246H15ZM55 247H56V248H55ZM88 247H89V246H88ZM97 247H98V246H97ZM103 247H104V248H101V249H103V250H104V249H105V250L108 249V247L106 248V246H103ZM193 247H196V246L193 245ZM193 247H192V249H193ZM197 247H196V248H197ZM215 247H216V246H215ZM219 247H221V246H219ZM219 247H217V248H219ZM31 248H32V247H31ZM61 248H62V247H61ZM65 248H66V247H65ZM183 248H184V247H183ZM186 248L188 249V247H186ZM189 248H190V247H189ZM196 248H194V249H196ZM200 248H201V247H200ZM211 248H213V247H211ZM222 248H224V247L222 246V247H221V250H223ZM0 249H1V248H0ZM19 249H20V248H19ZM25 249H24V250H25ZM49 249L53 250L52 247H51V248L49 247V248L47 249L46 253H47L48 257H49V255H51V258H52V254H48V253H50V251H51V250H50V251L48 252ZM187 249H186V250H187ZM197 249H198V248H197ZM201 249H202V248H201ZM201 249H200V250H201ZM203 249H204V248H203ZM219 249H220V248H219ZM224 249H225V248H224ZM5 250H6V249H5ZM5 250H4V251H5ZM65 250H66V249H65ZM75 250L77 251V249H75ZM86 250H90V249L85 248V251H86ZM92 250H93V249H92ZM92 250H91V252H94V251H92ZM186 250H185V252L187 253L188 251H186ZM205 250H207V252H206V251H205V252L207 253V257H208V248L205 249ZM215 250L218 251V249H215ZM225 250H226V249H225ZM236 250H237V249H236ZM16 251H17V250H16ZM36 251L34 252V254L32 253L33 255H30V254H29V251H28L27 253H28L29 255H28V254H27V255H28V256H36V257H37L40 253H37ZM57 251L60 252L59 249H57L56 252H57ZM63 251H64V250H63ZM70 251H71V250H70ZM95 251H96V248H95ZM97 251H98V250H97ZM106 251H107V250H106ZM106 251H105V252H106ZM197 251H199V249H198ZM227 251H228V249H227ZM32 252H33V251H32ZM74 252H75V251H74ZM91 252L89 253V251H88L89 256H90V259H91L92 257H93L92 260H94V259H98L97 257L95 258L93 255L91 256V255H90ZM101 252H102V251H101ZM101 252H100V254H101ZM105 252H103V253H105ZM110 252H111V251H110ZM110 252L107 251L106 254H108V253L110 254ZM189 252H190V251H189ZM205 252H204V253H205ZM213 252H214V251H213ZM224 252H226V251H224ZM22 253L25 254V251H23ZM36 253H37V254H36ZM61 253H64V252H60V254H59V253H56V254H58V256H61V255H62ZM69 253H70V252H69ZM71 253H72V252H71ZM71 253H70V254H71ZM79 253H73V254H71V255H72V256L75 255V257H76V255L78 256ZM88 253H87V254H88ZM94 253H95V254H96V253L99 254V252H94ZM111 253H112V252H111ZM214 253H215V252H214ZM218 253H219V252H218ZM35 254H36V255H35ZM54 254H55V250H54ZM64 254H65V253H64ZM64 254H63L62 256H63V257H64V256L67 257V254H66V255H64ZM97 254H96V255H97ZM100 254H99V255H100ZM188 254H189V253H188ZM188 254H187V255H188ZM190 254L193 255L194 253L192 252V253H190ZM190 254H189V257H190ZM223 254H224V253H223ZM21 255H22V254H21ZM27 255H26V256H27ZM113 255H114V254H113ZM115 255H116V254H115ZM195 255H196V253L193 255V258H194V257L197 258V259H196V260H197L196 262L199 263V262H200V260L198 261V257H199V256H197V255L195 256ZM203 255H204V254H203ZM215 255L217 256L216 253H215ZM226 255H227V253H225L224 257H226ZM28 256H27V257H28ZM56 256H57V255H56ZM56 256H55V257H56ZM62 256H61V257H62ZM69 256H70V255H69ZM69 256H68V258H69ZM72 256H71L70 258H72ZM79 256H81V257L79 258ZM79 256H78V258H79V260L81 261V258H82L83 255H82V254H81V255L79 254ZM89 256H87V257L89 258ZM210 256H211V255H210ZM38 257H39V258H37V259H40L41 257L43 258V256H41V255H39ZM44 257H45V256H44ZM75 257H73L74 260H75ZM85 257H86V255H85ZM85 257H84V258H85ZM99 257H100V259H101V256H99ZM112 257L115 258V256H112ZM232 257H233V256H232ZM232 257H231V258H232ZM34 258H35V257H34ZM84 258H83V259H84ZM201 258H202V257H201ZM211 258H212V257H211ZM233 258H234V257H233ZM236 258H237V257H236ZM18 259H19V258H18ZM25 259H26V258H25ZM48 259H49V258H48ZM52 259H56V258L53 257ZM52 259H50V261L48 260L47 262L50 264L51 261H54V260H52ZM103 259H104V258H103ZM103 259H102V261H103ZM105 259H106V258H105ZM105 259H104V260H105ZM107 259H108V258H107ZM109 259H112V258L110 257ZM109 259H108V260H109ZM191 259H192V258H191ZM191 259H190V260H191ZM207 259H210V257L207 258ZM217 259H218V258H217ZM224 259H225V258H224ZM4 260H5L4 263H0V264H14V263L12 262V260L8 257V255H6V257H5ZM19 260H20V259H19ZM76 260H77V262H79L78 259H77V257H76ZM108 260H105V262H106V261L108 262ZM28 261H29V260H27V261H25V262L28 263ZM44 261H45V260H44ZM44 261H42L43 264H45ZM65 261H66V259H65ZM90 261H91V260H90ZM100 261H101V260H100ZM100 261H99V262H100ZM114 261H115V262H114ZM116 261H117V260H112L111 263H110V262H108V263H109V264H115ZM204 261H205V260H204ZM208 261H209V260H208ZM218 261H219V260H218ZM34 262H35V261H34ZM61 262H62V260H61ZM66 262L69 263L68 261H66ZM74 262H75V261H74ZM93 262L95 263V261H93ZM103 262H104V261H103ZM105 262H104V263H99V264H106ZM112 262H114V263H112ZM119 262H120V261H119ZM119 262L117 261V264H119ZM190 262L192 263V261H190ZM19 263H20V261H19ZM21 263H22V262H21ZM30 263H32V262L30 261ZM30 263H29V264H30ZM37 263H38V262H37ZM37 263L35 262V264H37ZM51 263L53 264V262H51ZM122 263H120V264H122ZM202 263L204 264L205 262H202ZM209 263H210V261H209ZM219 263H220V262H219ZM32 264H33V263H32ZM56 264H57V263H56ZM60 264H62V263H60ZM72 264H73V263H72ZM75 264H77V263H75ZM82 264H84V263H82ZM86 264H89V263H86ZM90 264H91V263H90ZM95 264H96V263H95ZM192 264H194V261H193ZM200 264H201V262H200ZM222 264H223V263H222ZM235 264H237V263H235ZM240 264H241V263H240ZM246 264H247V263H246ZM248 264H249V263H248ZM255 264H257V263H255ZM258 264H259V263H258ZM260 264H262V263H260Z\"/></svg>",
	"mask_w": 264,
	"mask_h": 264
}]
</instances>
